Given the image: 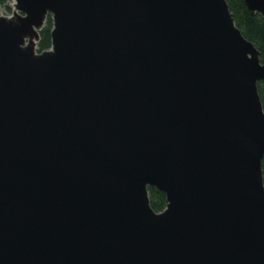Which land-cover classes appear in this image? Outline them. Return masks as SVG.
<instances>
[{
	"label": "water",
	"instance_id": "obj_1",
	"mask_svg": "<svg viewBox=\"0 0 264 264\" xmlns=\"http://www.w3.org/2000/svg\"><path fill=\"white\" fill-rule=\"evenodd\" d=\"M244 1L264 18V0ZM13 8L0 15V264H264V62L228 0Z\"/></svg>",
	"mask_w": 264,
	"mask_h": 264
},
{
	"label": "trees",
	"instance_id": "obj_2",
	"mask_svg": "<svg viewBox=\"0 0 264 264\" xmlns=\"http://www.w3.org/2000/svg\"><path fill=\"white\" fill-rule=\"evenodd\" d=\"M9 0H0L1 6H6ZM229 9L231 10L235 23L242 30L244 37L252 41L255 47L261 51V61L264 62V18L256 13L252 15L247 9L244 0H228ZM44 29L40 33V42L38 43V50L51 48L52 39L51 31L53 19L49 15ZM259 94H261L262 104L264 105V81L259 82ZM264 173V160L262 163ZM264 179V177H263ZM148 194L150 195V204L155 211H163L167 207L166 195L157 188L149 187Z\"/></svg>",
	"mask_w": 264,
	"mask_h": 264
},
{
	"label": "rangeland",
	"instance_id": "obj_3",
	"mask_svg": "<svg viewBox=\"0 0 264 264\" xmlns=\"http://www.w3.org/2000/svg\"><path fill=\"white\" fill-rule=\"evenodd\" d=\"M15 0H9L6 6L0 5V15L9 17L13 13V6H14ZM36 50H38V46L36 47ZM39 51V50H38Z\"/></svg>",
	"mask_w": 264,
	"mask_h": 264
}]
</instances>
